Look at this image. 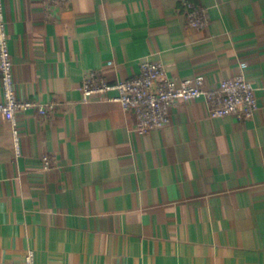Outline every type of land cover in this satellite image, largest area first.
Here are the masks:
<instances>
[{
  "label": "crops",
  "instance_id": "1",
  "mask_svg": "<svg viewBox=\"0 0 264 264\" xmlns=\"http://www.w3.org/2000/svg\"><path fill=\"white\" fill-rule=\"evenodd\" d=\"M185 1L5 0L18 96L59 106L18 114L20 156L0 115V264H264V0H188L198 30ZM147 60L208 89L244 73L260 108L213 118L191 100L141 132L135 111L84 99L89 72L117 83Z\"/></svg>",
  "mask_w": 264,
  "mask_h": 264
},
{
  "label": "built area",
  "instance_id": "2",
  "mask_svg": "<svg viewBox=\"0 0 264 264\" xmlns=\"http://www.w3.org/2000/svg\"><path fill=\"white\" fill-rule=\"evenodd\" d=\"M185 16L194 29L208 25L206 11L193 1H185ZM13 69L5 0H0V73L4 96L0 102V115L5 116L13 126L15 147L20 156L18 114L35 111L41 116H49L57 110L59 104L21 99L17 94ZM113 91H118L119 95L110 98L109 93ZM82 92L85 100L92 97L107 98L121 103L127 111H135L138 119L136 129L141 132L165 128L170 124L172 109L191 100L205 99L213 118L234 115L238 119H250L260 108L256 88L244 73L223 79L216 89H208L203 76L194 80H179L167 72L162 62L150 60L142 62L139 74L117 83L109 82L97 72H89L83 78ZM45 167H52L48 157L45 158ZM20 264H37L35 251L29 250L24 262Z\"/></svg>",
  "mask_w": 264,
  "mask_h": 264
}]
</instances>
